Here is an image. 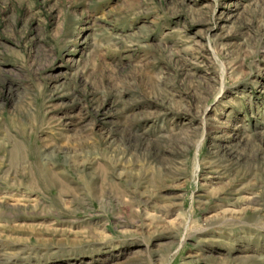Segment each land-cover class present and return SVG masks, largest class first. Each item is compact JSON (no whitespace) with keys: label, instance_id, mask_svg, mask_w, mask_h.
Here are the masks:
<instances>
[{"label":"rangeland","instance_id":"1","mask_svg":"<svg viewBox=\"0 0 264 264\" xmlns=\"http://www.w3.org/2000/svg\"><path fill=\"white\" fill-rule=\"evenodd\" d=\"M0 264H264V0H0Z\"/></svg>","mask_w":264,"mask_h":264}]
</instances>
